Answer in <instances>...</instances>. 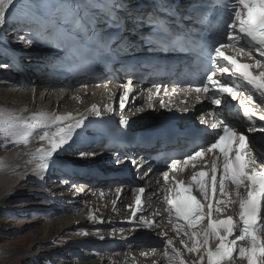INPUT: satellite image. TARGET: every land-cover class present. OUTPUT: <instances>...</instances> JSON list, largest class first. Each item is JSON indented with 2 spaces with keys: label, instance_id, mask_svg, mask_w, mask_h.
I'll use <instances>...</instances> for the list:
<instances>
[{
  "label": "snow or ice",
  "instance_id": "6c2138e0",
  "mask_svg": "<svg viewBox=\"0 0 264 264\" xmlns=\"http://www.w3.org/2000/svg\"><path fill=\"white\" fill-rule=\"evenodd\" d=\"M204 2L208 4V14L203 22L209 34L197 40L184 32L180 23L185 15L200 16L202 9L194 7L189 13L177 0H167L163 15L159 3L152 10L144 11L134 0H64L61 7L69 17L64 32L76 43L87 41L95 46L94 50L107 51L111 49L113 41L122 43L125 40L124 35H113L111 29L119 33L127 31L130 35V23L133 29L137 24L147 26L151 35L146 37V42L154 47L175 50L195 46L198 49L204 75L195 91L198 94L211 92L215 105L221 104V96L237 98L240 95L239 90L227 80L222 82L218 79V73H231L242 79L251 89L246 97L249 102H252L251 93L264 98V0ZM35 7V4L25 5L23 0H0V27L6 23L7 16L14 13L35 19ZM20 39L25 42V37ZM34 39L39 40V34L26 42L32 44ZM72 54L79 55L75 49ZM241 56L250 58L252 62L241 63ZM255 69H259V72H254ZM131 83L129 81L124 86L126 91L119 103L121 110L133 91ZM161 88L163 85L156 86L157 95ZM160 103L162 107L165 106L163 100ZM239 107L250 124L246 132H264V128H257L252 123L254 117L264 121V112H257L243 100ZM107 110L113 111V107L109 105ZM90 112L95 116L101 115L97 105H93ZM86 119L85 116L76 118L71 113L61 116L53 112H40L25 117L0 110V140L11 141L13 145H27L35 137L40 147L27 155L30 156L29 163L38 161L37 172L43 173L52 164L54 155L73 141L76 130L85 126ZM121 123L127 126L128 121L122 119ZM202 123L207 124L208 121L202 120ZM211 127L221 129L214 134L212 141L197 147L182 160H173L170 166L174 172L184 171L189 166L195 169L198 161L211 155L208 171L195 172L188 183L175 176L170 178L168 172L163 173V199L167 205L169 223L173 225L172 230L182 246L176 247L167 231L162 232L163 258L166 264H234L237 258L245 260L247 264H264V152L257 150L254 154L253 149H257L255 142L250 147L245 130L238 129L227 120L214 119ZM80 155L95 156V153L81 152ZM40 178L43 179V176ZM229 184L235 186V200L228 191ZM241 187L246 191L245 196L240 195ZM139 191L143 194L145 189L140 188ZM196 192L200 198L194 194ZM218 194L228 199H218ZM237 202L238 222L232 216L218 218L217 214H222L228 204ZM136 205L139 209L140 196L136 199ZM154 224L155 221L143 222L146 227ZM186 253L196 254V258L188 261L185 259Z\"/></svg>",
  "mask_w": 264,
  "mask_h": 264
},
{
  "label": "bare ground",
  "instance_id": "6f19581e",
  "mask_svg": "<svg viewBox=\"0 0 264 264\" xmlns=\"http://www.w3.org/2000/svg\"><path fill=\"white\" fill-rule=\"evenodd\" d=\"M51 1L53 0H23V3L28 6L35 4L33 11L36 13L39 5ZM57 1L64 2V0ZM139 1L134 0V3ZM141 1L148 2L149 0ZM39 21L37 16L33 19L14 13L8 15L6 23L0 27V52L6 50L9 53V59L0 58V110L25 117L40 112H53L61 116L71 113L76 118L85 116L87 119L104 118V113L111 112L107 110L109 105L113 107V110H119L120 97L126 91L124 86L127 85V81L120 83V88L108 84L106 92H102V89L93 84L85 74H66L62 56L63 49H54L55 46H60L59 40L55 36L46 35L44 25H41ZM30 29H34L33 35ZM10 31H12L11 35H8ZM116 33L119 34V32ZM37 34L40 36L39 40L34 39L32 44L26 42L27 39ZM22 36L25 37V42L21 41ZM124 36L125 40L133 41L126 35ZM12 38L17 40L15 44ZM15 49L21 50L20 56ZM19 57L18 62L9 64L12 61L11 58ZM75 83L78 86L75 87ZM131 86H133V91L125 101L126 108L122 112H117L118 115L121 114L119 118L131 121L135 127L143 124L146 118V122H153L160 105L158 100L152 98L150 84L142 87L139 82L134 81ZM93 105L101 109L100 116L91 114L90 109ZM66 123H75V121ZM258 140L259 138L252 137V142ZM4 147L13 148V150L10 149L12 151L9 154L0 157V199H10L19 191L28 192L33 199L44 195L48 203L44 204L43 208L35 210H40L43 213L42 216L55 218L48 221L46 232L36 237L35 243L55 242V236L61 239L67 236L71 238L69 242L59 245L56 243L57 245H53L52 249L46 250L52 253L53 249H57L58 252L64 253L62 255L67 260H58L59 262L55 264H166L163 258L164 238L161 235L164 231H167L168 236L175 241L176 247L182 248L179 238L172 230L173 225L169 223L167 205L163 199V177L159 176L158 171L145 174L152 165L147 160H140L137 155L134 159L121 163L117 158L106 156L108 154L106 151H102L95 159L88 156L81 157L75 165L74 160L73 163L68 162L66 153H59L54 155L53 162L46 171L38 173V161L29 163L30 156L27 155L40 147L35 137L27 145H13L11 141H8L5 142ZM77 154L80 155V153ZM92 161L95 164L93 172L82 178L75 176V167L81 164L90 165ZM135 167L138 168L135 169ZM99 172H103L105 176L110 175V177L97 179L95 175ZM124 173L130 176L135 174L139 182L126 178ZM117 174H122V176L117 177ZM41 175L43 179L40 178ZM61 177L76 181L75 184L79 185V188L73 184L74 194L64 189L66 186L63 183L66 182H61ZM55 179L59 180L54 182ZM77 179L80 180L77 182ZM48 180L52 183L50 184ZM33 182H40L44 187L38 186V189H35L32 187ZM111 185L113 187L109 189ZM140 186L146 189V199L136 216L133 217L134 196ZM228 191L231 193V198L235 200L236 189ZM242 193L240 189V195ZM218 199L226 200L228 197ZM31 205L38 206L37 203L30 204V207ZM236 205L237 203L228 204L223 213L217 216L229 214L234 217L233 209ZM84 206L85 209H83ZM77 208L78 212H76ZM81 210L82 213L77 215ZM43 217L42 219H45ZM42 219L39 217L33 220L41 221ZM144 220L155 221V224L152 227L143 226ZM90 227L99 230L86 229ZM76 230L82 231L87 236L83 238L72 236L70 232ZM142 234L149 239L142 238ZM153 238L156 240H151ZM153 242L159 243L160 247L150 249L152 246L150 244ZM80 247H84L86 251ZM73 250L81 252L84 258H97V260L87 263L84 260L78 263L77 255L70 254ZM46 251L34 252L29 245L16 253L5 252L2 255L13 260V264H21L28 260L37 261L44 257ZM195 258L196 254H185V259L188 261ZM234 264H244V262L237 258Z\"/></svg>",
  "mask_w": 264,
  "mask_h": 264
},
{
  "label": "rangeland",
  "instance_id": "374dc122",
  "mask_svg": "<svg viewBox=\"0 0 264 264\" xmlns=\"http://www.w3.org/2000/svg\"><path fill=\"white\" fill-rule=\"evenodd\" d=\"M75 84H76L74 85L75 87L78 86L77 83ZM4 145L5 142L0 141V152L2 151L1 148H3ZM65 156L68 162L73 163V160L70 161L71 158H69L67 154H65ZM60 159L63 160V158ZM58 180L59 179H55L54 182ZM48 181L50 184L52 183L51 180ZM60 181L66 182L63 183V185L66 186L64 187V189L68 190L69 192L71 191L72 194L73 184H70L71 182L67 179H63V177H61ZM40 182H33L32 187H34L35 189H38V186L40 188H43L44 186H42ZM42 184L44 185V183ZM29 195L30 194H28V192L25 193V191H19L10 199L9 198L0 199V264H13V260L7 258L4 254L2 255V253L5 252L16 253L18 250L19 251L24 250L29 245L31 246V250L34 252L38 250L46 251L52 249L57 244L59 245L64 242H69L71 240V238L68 236L63 237L62 239L55 236L54 237L55 242H46L39 244L35 243L36 242L35 238L44 235V233L46 232V227L49 224L48 221L54 219L55 217L52 216V218L51 217L47 218L45 215H43L45 216L43 217L42 216L43 213L40 212V210H35V209L43 208V205L48 203L44 195H40V197H38L37 199H33L32 196ZM34 203H37L38 206L33 207V205H31L32 207H30V204H34ZM83 209H85V206L83 207ZM76 212H78V208L76 209ZM80 213H82V210L79 211L77 215ZM41 216L45 219H42ZM39 217L40 219H42L41 221L33 220L34 218H39ZM86 229H90L91 231L99 230L92 227ZM70 233L72 236L76 235L77 237L80 238L87 236V234H83L82 231L80 230L72 231ZM140 248L138 249L140 250ZM80 249L86 251L84 247H80ZM52 251L54 252L49 253L50 251H46L44 257L37 259V261L28 260V261H23L21 264H55L59 262L58 260H67V258L64 255H62L64 254L62 253V251L58 252L57 249H53ZM74 253L77 255L76 259L79 260L78 263L83 262L84 260H86L84 261L86 263L89 261L97 260V258H93V259H89L86 257L84 258L81 252H75V250H73L70 254H74Z\"/></svg>",
  "mask_w": 264,
  "mask_h": 264
}]
</instances>
